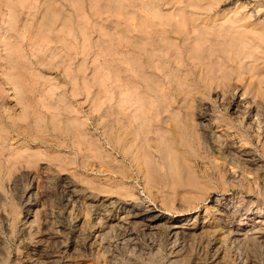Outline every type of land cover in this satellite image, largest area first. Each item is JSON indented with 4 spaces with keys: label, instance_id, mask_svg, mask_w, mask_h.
<instances>
[{
    "label": "bare ground",
    "instance_id": "bare-ground-1",
    "mask_svg": "<svg viewBox=\"0 0 264 264\" xmlns=\"http://www.w3.org/2000/svg\"><path fill=\"white\" fill-rule=\"evenodd\" d=\"M220 1L35 0L37 5H32L28 11L30 17L24 23L39 35L64 31L77 37L79 33L82 51L89 43L90 32L101 34L97 42L104 73L107 78L110 74L115 75L120 82L119 91L125 95L132 109L125 122L120 109L104 107L99 112V118L105 120L102 122L104 137L121 155L119 162L128 161L129 170L120 169L121 179L130 178L134 168L137 178H142V190L150 193L154 189H172L171 197L164 200L167 205L179 195L183 205L195 207L210 195L209 189L214 185L222 188H227V184L236 185L243 192L246 188L250 190L257 186L258 189L260 186L257 180L251 182L243 173L228 171L213 160L209 164L203 161V167L198 168V158L203 160L204 153L221 156L232 167L239 166L264 175V106L259 97L260 90H253L251 85L252 80H259L264 65V34L258 32L262 25L236 28L235 20L248 17L242 15L237 19H226L223 16L220 19L218 14L209 10L198 13V8L209 9ZM2 2L5 7L14 8V1L9 4L6 0ZM257 6L264 7V4ZM57 39L51 37V41L56 43ZM59 40L62 41V37ZM64 46L69 59H73L75 56L70 53L69 46ZM257 49L259 51L255 52ZM251 54L253 60L245 61ZM81 67L80 64L78 70ZM240 81L244 82L243 87L238 83ZM3 93L0 94V106L6 98ZM13 96L21 103L20 91L15 90ZM62 96L56 100H63ZM28 114V108L21 106L15 121L1 111L0 157L1 151L8 148L7 141L14 138L12 132L16 137L25 134L28 126L25 117ZM113 114L116 115L115 120L111 117ZM32 120L37 127V117ZM66 124L69 125L68 130L72 129L69 123ZM95 149L101 156L99 147ZM24 157L19 153L13 159H4V168L0 161V180L3 169L8 174L19 169ZM120 184L118 193L122 196H117L116 192L112 193L113 189L107 188V184L100 186L101 194H95L78 188L72 180H66L61 184L63 204L70 211H78L80 206H85L89 217L96 216L93 226L103 238L128 241L136 227L144 226L153 234H163L173 245L178 240H203L202 228L207 223L204 219L198 224L197 215L188 218L185 209H181L176 217L164 219L165 209L136 204L133 190L124 186L123 181ZM213 203L231 243L241 244L255 237L264 239V218L260 219V212L257 217L249 218L250 227H247L250 225L248 221H243L253 207L242 192L231 195L222 192L214 197ZM34 216L31 223L37 220ZM43 235L45 241L40 238L35 241L29 259L40 257L44 252V242L53 241L52 231H44ZM63 252H68L66 247ZM223 252L222 247L215 246L209 254L211 261L216 264L223 257ZM47 261L50 264H68L63 258L51 254Z\"/></svg>",
    "mask_w": 264,
    "mask_h": 264
},
{
    "label": "rangeland",
    "instance_id": "rangeland-1",
    "mask_svg": "<svg viewBox=\"0 0 264 264\" xmlns=\"http://www.w3.org/2000/svg\"><path fill=\"white\" fill-rule=\"evenodd\" d=\"M6 1L7 4L13 1L15 3L12 9L5 7L0 0V94L4 92L6 97L1 102L0 113L5 112L8 114L5 116H11L15 120L20 107L26 106L29 114L25 117L28 124L25 134L16 137L15 132H12L14 138L7 141L9 151H1L0 161L3 168L7 158L13 159L19 153L25 157L23 165L12 171L11 176L2 170L0 264H50L47 261L50 254L63 258L68 264H214L215 261H211L209 254L215 246L222 247L224 251L221 253L223 257L216 264H264V239L255 237L248 238L241 244L231 243L225 228L218 220L219 214L213 203L214 197L222 192L226 195L242 192L245 200L252 202V211L243 220L248 221L250 225L247 227H250L249 218L257 217L259 212L260 219L264 218V175L239 166L232 167L221 156L204 153L203 160L198 158V168L203 167V161L209 164L213 160L228 171L243 173L251 182L257 180L260 186L258 189L257 186L250 190L246 188L243 192L236 185L227 184V188L214 185L209 189L210 195L199 201L195 207L183 205L179 195H176L172 204L167 205L164 200L171 197L170 188H162V191L154 189L150 193L142 190V178H137L134 168L130 173L132 178L121 179V167L129 170V164L123 159L122 163L119 162L121 155L105 139L102 124L105 120L99 118V112L104 107L118 108L122 120L126 122L132 109L128 106L125 95L119 91L120 82L115 75L110 74L107 78L104 73L103 58L97 42L101 34L90 32L89 43L82 51V37L79 33L77 37L64 31L39 35L27 28L30 25L24 26L30 17L28 11L32 5H37L35 0ZM261 4L264 1L221 0L209 9L198 8V13L209 10L218 14L220 19L223 16L226 19H237L244 15L248 18L235 20L236 28L262 25L258 32L264 34V7L257 6ZM236 11L238 13L235 14ZM51 37H62V41L58 38L56 43L51 41ZM65 44L69 46L70 53L74 54L73 59H69L63 49ZM258 51L259 49L255 50ZM253 58L251 54L244 60L250 62ZM80 64L82 67L78 70ZM260 72L259 80H252L251 85L253 90H260L259 97L264 106V65ZM238 83L243 87V81ZM15 90L22 94L21 103L13 96ZM61 95L63 100H56ZM217 102L220 103L221 100L217 99ZM32 116L39 120L37 127L32 124ZM111 117L116 119L115 114ZM83 121L86 122L82 124ZM65 122L72 129L68 130L69 125ZM96 146L99 147L101 156L96 152ZM66 180H72L78 188L95 194H101L100 186L107 184V188L113 189L112 193L116 192L117 196H122L118 191L120 182L123 181L124 186L133 190L136 204L162 207L165 209L164 219L176 217L181 209H185L188 218L197 215L198 224L204 219L207 222L202 228L205 236L203 240H178L173 245L166 241L163 234H153L151 229L138 226L128 241H115V237L103 238L93 226L96 216L89 217L85 213V206H80L78 211H70L63 204L65 199L61 184ZM33 216L37 220L31 223ZM44 231L53 232L52 244L44 242ZM39 238L44 240V252L40 257L33 256L37 258L30 262L33 259H29L33 245ZM207 240L210 241L208 244ZM64 247L68 252H63Z\"/></svg>",
    "mask_w": 264,
    "mask_h": 264
}]
</instances>
